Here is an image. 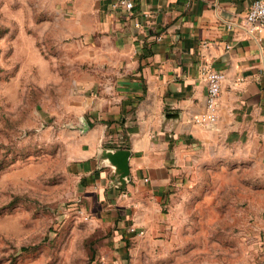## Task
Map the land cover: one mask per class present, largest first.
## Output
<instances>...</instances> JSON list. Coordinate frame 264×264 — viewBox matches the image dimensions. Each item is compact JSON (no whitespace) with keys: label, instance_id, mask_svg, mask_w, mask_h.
<instances>
[{"label":"rangeland","instance_id":"1","mask_svg":"<svg viewBox=\"0 0 264 264\" xmlns=\"http://www.w3.org/2000/svg\"><path fill=\"white\" fill-rule=\"evenodd\" d=\"M73 3L0 0V264H264V167L234 153L206 159L141 235L86 210L70 147L93 66Z\"/></svg>","mask_w":264,"mask_h":264},{"label":"crops","instance_id":"2","mask_svg":"<svg viewBox=\"0 0 264 264\" xmlns=\"http://www.w3.org/2000/svg\"><path fill=\"white\" fill-rule=\"evenodd\" d=\"M252 1L133 0L129 12L116 0H74L72 29L93 67L80 83L85 129L71 168L86 210L117 234L149 226L210 157L234 153L264 167V31L245 24ZM203 65L224 74L207 125L194 119L206 108ZM118 149L129 152L122 179L103 155Z\"/></svg>","mask_w":264,"mask_h":264},{"label":"built area","instance_id":"3","mask_svg":"<svg viewBox=\"0 0 264 264\" xmlns=\"http://www.w3.org/2000/svg\"><path fill=\"white\" fill-rule=\"evenodd\" d=\"M134 6L133 0H116L113 3L114 8H122L125 11H131ZM245 24L250 33L264 31V1L253 0L245 14ZM231 28V25H227ZM159 39V38H158ZM201 74L206 81V108L205 112L197 117L195 121L199 124H212L217 119V110L219 108V95L224 74L208 65L201 66ZM129 231L143 234L142 230L136 227H130Z\"/></svg>","mask_w":264,"mask_h":264},{"label":"water","instance_id":"4","mask_svg":"<svg viewBox=\"0 0 264 264\" xmlns=\"http://www.w3.org/2000/svg\"><path fill=\"white\" fill-rule=\"evenodd\" d=\"M103 155L109 162L115 166L118 176L122 179L128 174V156L129 152L124 149L115 151L104 150Z\"/></svg>","mask_w":264,"mask_h":264}]
</instances>
